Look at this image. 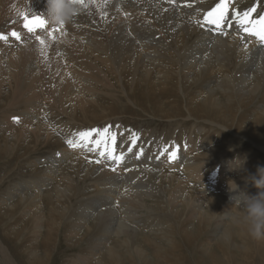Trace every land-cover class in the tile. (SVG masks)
I'll list each match as a JSON object with an SVG mask.
<instances>
[{"label":"bare ground","instance_id":"bare-ground-1","mask_svg":"<svg viewBox=\"0 0 264 264\" xmlns=\"http://www.w3.org/2000/svg\"><path fill=\"white\" fill-rule=\"evenodd\" d=\"M204 1L84 0L71 22L61 26L47 22V0H0V33L9 36L0 40V157L13 156L11 170L39 144H59L43 118L48 108L71 121L95 124L123 114L124 98L147 116L194 118L211 126L189 131L182 145L175 136L143 141L137 132L133 143L126 128L119 136L113 132L115 144L109 146L124 154L118 167L100 156L105 147L95 144L98 136L26 162L28 175L0 196L1 264H19L11 247L20 252L15 254L22 264H52L61 237L69 247L87 242V253L64 264H264V238H254L246 223L222 215L232 201L208 189L215 184L228 190L226 175L238 173L232 178L238 190L257 194L244 177L255 172L258 158L240 151L246 163L233 171L227 163L233 157L226 156L218 175L214 164L212 170L203 168V159L218 146L195 139L203 130L213 131V137L229 133L264 150L253 143L259 136L264 145V102L246 115L250 102L264 96V43L236 25L231 7L240 0H230L227 23L233 26L226 23L227 35L199 24L208 12ZM22 14L40 16L45 28L28 33ZM13 31L20 40L11 37ZM13 115H20L19 122L11 120ZM159 167L182 169L185 178ZM232 213L243 210L233 207Z\"/></svg>","mask_w":264,"mask_h":264},{"label":"rangeland","instance_id":"rangeland-1","mask_svg":"<svg viewBox=\"0 0 264 264\" xmlns=\"http://www.w3.org/2000/svg\"><path fill=\"white\" fill-rule=\"evenodd\" d=\"M204 3H206L207 5H209V7L207 8L208 11H210L212 8H214L216 6L217 3H219V0H205ZM252 7H255V8H258L257 11H255L254 13H252V18H258L259 15L263 14L264 12V0H240V1H237L235 3V6L234 7H231V10H237L239 12H244ZM243 11H241V10ZM231 20V19H229ZM194 91V92H193ZM191 91L192 94H195V91L196 90H193ZM191 94V95H192ZM23 96L20 97V99L22 98ZM162 98L160 97V100ZM121 101V104L120 106H123V110H122V113L123 114H119V115H115V116H111L110 118H107V119H104V120H101L100 121H97L94 123H83V122H80V121H77V120H72L69 118L67 119L68 117L63 114V113H60L58 111L55 112V110H49L46 109L47 113L45 112V115L43 116L46 124H47V127L54 133V135L57 137L58 141H59V144H51V145H41L39 144V146L30 153V156H29V151H27V155L21 160V164L23 166L22 168V172L20 171V168H14L11 170V167H12V164H13V161L11 158H13V156L10 154V153H3L2 156L0 157V179L3 178L2 180V184L0 183V196L1 194H3L7 188L13 184L15 181H19V180H22L24 179L22 176H26L28 175L29 171H30V168L28 165H26L25 163L26 162H29V161H32L33 159H36L38 156V158H46L48 157L49 155L53 154V153H56L58 152V150L60 151L61 148L63 149L64 147H69V145L67 146V143H66V140L71 138H75L76 137V133L78 131H87V130H90V129H93V128H97V129H102L104 127H108V126H111L110 128V132L115 135H118L121 134V132L123 131V129L126 128V130H129L130 131V142L133 141V133H141L142 135V140L145 141V140H148V139H152L154 138V135H155V138L157 137H161L162 140H172L176 137L177 141L182 145L184 142V138L190 133L189 131H194V133H196L197 131V128H200V127H211L210 124L204 122V120H195L194 118H182V117H178L175 119H163V118H159V117H152V116H147L144 112H142L140 109H137L136 106H133L131 105V103H128L124 98H122ZM127 104H126V102ZM162 102H164L162 100ZM264 102V96H263V93L259 94L258 96H256L254 98L253 101L250 102L249 104V109L248 111L246 112V115L249 114V116L251 117L252 116V111H254L256 109V107L260 104ZM123 103V105H122ZM125 105V106H124ZM133 106V107H132ZM141 111V112H140ZM58 113L60 114L58 116ZM55 114V115H54ZM134 115V116H133ZM2 116V113L0 111V117ZM14 116V115H13ZM11 116L9 118H11V120L13 122H17L14 117L16 116ZM20 115L17 116V118H19ZM3 117V116H2ZM8 117V116H7ZM59 117V118H58ZM129 117V118H128ZM134 117V118H133ZM118 120H116V119ZM136 118V120H134ZM179 119V120H178ZM181 119V120H180ZM185 119V120H184ZM187 119H190L187 121ZM192 119V120H191ZM7 120V119H6ZM48 120L50 122H48ZM115 120V121H114ZM173 120V121H172ZM5 121V120H4ZM171 121V122H170ZM176 123H175V122ZM196 124H194V122ZM200 121V122H199ZM65 122V123H64ZM67 122V124H66ZM78 122V123H77ZM100 122V123H99ZM125 122V123H124ZM181 122V124H180ZM71 123V124H70ZM97 123V124H96ZM172 125H171V124ZM66 124V125H65ZM75 124V125H74ZM79 124V125H78ZM81 124V125H80ZM83 124V125H82ZM85 124V125H84ZM136 124V125H135ZM177 124V125H176ZM205 124V125H204ZM65 125V126H64ZM69 125H70V128H69ZM139 125V126H138ZM181 125V126H180ZM195 125V126H194ZM18 126V124H17ZM50 126V127H49ZM61 126V127H60ZM180 126V127H178ZM186 126H188L186 128ZM57 127V128H56ZM63 127V128H62ZM185 127V128H184ZM67 128V129H66ZM121 128V129H120ZM53 129V130H52ZM67 131H66V130ZM143 129L144 132H143ZM149 129V130H148ZM152 132H151V131ZM155 130H156V134L155 133ZM176 130V131H175ZM181 130L183 132H181ZM56 131V132H54ZM151 133H150V132ZM68 132V133H66ZM187 132V133H186ZM210 132V133H209ZM207 134L205 133V131H200L198 132L197 134H195V139L196 141L199 140H203V143H208L209 146L211 145H214V146H218V153L215 152V154L211 157V156H208L206 159H203L204 163H203V168L205 170L207 169H211L212 168V165L214 164L217 168H218V175L219 174V171L221 170L220 167L222 165V163L224 162V158L229 157V156H232L233 158L234 157H237L240 155V151L244 152V153H247L249 154V152L251 151L252 154L256 155V157L258 158V165H261V166H264V150H261L259 148H256L254 145L250 144V142H248L247 140L245 139H240V138H234L232 137L229 133H225L227 135L223 136V137H213V135H215L213 133V131H209ZM160 133V134H159ZM205 133V134H204ZM139 134H136L137 136ZM144 134V135H143ZM147 134V135H146ZM186 135V136H185ZM199 135V136H197ZM207 135V136H206ZM94 136V139L97 138L96 134L93 133ZM151 136V137H150ZM175 136V137H174ZM179 136V138H178ZM203 136V137H202ZM205 136V137H204ZM212 136V137H211ZM150 137V138H149ZM172 137V138H171ZM211 137L212 141L209 139ZM226 137V138H225ZM232 137V138H231ZM164 138V139H163ZM215 140H214V139ZM225 138V139H224ZM206 140V141H205ZM230 140V141H229ZM64 141V142H63ZM61 143V145H60ZM64 143L66 145H64ZM216 143V144H215ZM253 143H256V145L258 144L259 146H263L262 144H259V143H262L260 141V137H256V140L255 142ZM229 145V146H228ZM61 148H60V147ZM64 146V147H63ZM58 147V149H57ZM228 148V149H227ZM248 148V149H247ZM203 149V147H201V150ZM240 149V150H239ZM50 150V151H49ZM55 150V151H53ZM57 150V151H56ZM200 150V151H201ZM206 150V148H205ZM230 152L228 153L227 151ZM233 150V151H232ZM237 150V151H235ZM199 151V152H200ZM204 151V150H202ZM201 151V152H202ZM222 151V152H221ZM20 151L19 150H16L15 151V154L19 153ZM233 152V153H232ZM190 157H193L195 155V152L190 150ZM78 154V153H77ZM229 154V155H228ZM80 155V154H78ZM84 155V153L82 154V156ZM117 155H119V152H117ZM42 156V157H41ZM223 159H222V158ZM241 157V156H240ZM210 158H213L211 160H209ZM221 158V160H220ZM86 159V158H85ZM87 160L88 161H91V158L89 160V157H87ZM194 160V159H193ZM198 161V159H195ZM215 160V161H214ZM196 162V161H195ZM219 162V163H217ZM221 162V163H220ZM216 163V164H215ZM24 164V165H23ZM257 165V166H258ZM42 168H45L47 165H46V162L42 163L41 164ZM40 166V167H41ZM45 166V167H44ZM145 167H150L152 168L153 165L150 166V164H144ZM256 166V168H257ZM154 167V166H153ZM254 167V166H253ZM207 168V169H206ZM158 169H163L164 172H170V173H177L178 175L180 173V176L181 178H185V173L182 169H174V168H165V167H159ZM167 169V170H166ZM169 169V170H168ZM213 169V168H212ZM211 169V170H212ZM173 170V172H172ZM249 170L251 171V168H249ZM10 172V173H9ZM241 172V171H239ZM9 173L10 177L9 178H5V176ZM27 173V174H25ZM255 174L256 173V170L255 172H252V174ZM222 175V174H221ZM238 175V176H236ZM213 176H216V175H213ZM239 177V174H235V175H231V174H227L226 175V181L229 180V179H232L234 177ZM21 178V179H20ZM194 182V186L197 188V189H203V185H201L199 182L197 181H193ZM203 182V181H202ZM82 184V185H81ZM197 184V185H196ZM205 186H206V183H203ZM215 185V184H213ZM212 184H210L209 190L210 192H213L214 194H217L219 196H221L224 200H228L229 199V194H228V190H224L222 187H226L225 186H220V188H217L215 189ZM253 185V184H252ZM213 187V188H212ZM212 188V189H211ZM80 189V190H79ZM83 189V182L82 181H79V187H78V190L79 192L82 191ZM223 189V190H222ZM87 190H89V188H87ZM217 190V191H216ZM222 190V191H221ZM216 191V192H215ZM219 192V193H218ZM254 193V192H252ZM223 195V196H222ZM226 195V196H225ZM256 195V194H255ZM225 197V198H224ZM0 200H2L0 198ZM0 208H1V205H0ZM144 211L140 212L139 214L141 215V213H143ZM1 213H4V211H1ZM144 218V217H142ZM8 231L5 232V234H7ZM248 234L249 233V230H248ZM3 232H2V229L0 228V238L3 239ZM206 241V240H205ZM93 240L90 241V243H92ZM207 242V241H206ZM61 243V244H60ZM81 243V244H80ZM80 243H78L79 245L76 246V247H69L66 245L63 237L60 238L59 240V243L58 245L56 246L57 250L54 249L53 253H52V264H64L66 263L67 260H69L70 258L72 257H76V255L78 253H87V248L85 247V244L87 245V242L84 240V241H81ZM60 244V245H59ZM84 244V245H82ZM82 246V247H81ZM11 247V245L9 246ZM59 247V248H58ZM12 250V252L14 253H17L18 251H16L13 247L10 248ZM103 251V249H102ZM40 254H43L41 250H39ZM14 253V256L16 258V261L17 263L19 264H22V260L21 258L16 255ZM20 254V252H18ZM21 255V254H20ZM24 256V255H23ZM69 257V258H67ZM24 258V257H23ZM74 259V258H73ZM261 259V258H260ZM54 260V261H53ZM3 263V259L1 258L0 256V264ZM26 264L27 261L25 262ZM72 264H75V261L72 260L71 261Z\"/></svg>","mask_w":264,"mask_h":264},{"label":"snow or ice","instance_id":"snow-or-ice-1","mask_svg":"<svg viewBox=\"0 0 264 264\" xmlns=\"http://www.w3.org/2000/svg\"><path fill=\"white\" fill-rule=\"evenodd\" d=\"M75 2L80 3L82 6H84V0H75ZM229 7L230 0H219V3H217L214 8H212L204 15L203 21H198V23L214 25L219 34L227 35V33L224 32L223 29L227 21L229 20ZM255 11V7H252L242 13L239 11H233L232 16L235 18L236 25L241 31L247 33L248 35L255 36L259 42L264 43V14H261L258 16V18L253 19L252 13H254ZM22 16L25 21L24 28L28 33H35L37 29L43 30L45 28L46 21L40 16H33L31 18H29L27 14H22ZM227 26L232 27L233 25L227 23ZM10 35L16 40L21 39V34L16 31L11 32ZM49 35H51V33H49ZM35 38L42 45L45 43L39 35H37ZM8 39V35L0 33V40L7 42ZM14 119L19 122V118L14 117ZM110 128L111 126L104 127L102 129L93 128L87 131H78L76 133V137L67 139L66 143L69 145V147L76 148L80 146L81 141H89L90 137H92L93 133H95L96 136L99 137V139L95 141V144L99 146L103 143L105 147V151H101L100 156H106L107 159L114 161L116 166L118 167L124 159V154H115V149L109 146V141H111L112 144H115V135L110 132ZM132 135L133 143H135V140L138 139V137L135 133H133ZM129 151H131V148H129ZM164 151L167 152L168 149L165 148ZM174 157L175 152H172L169 156V159H173ZM96 163H100V160H97ZM112 170L116 171V167H113Z\"/></svg>","mask_w":264,"mask_h":264},{"label":"clouds","instance_id":"clouds-1","mask_svg":"<svg viewBox=\"0 0 264 264\" xmlns=\"http://www.w3.org/2000/svg\"><path fill=\"white\" fill-rule=\"evenodd\" d=\"M82 5L75 0H47V11L45 18L47 22L55 25H66L81 10ZM247 157H234L228 161L230 170L242 169L246 163ZM246 183L253 184L259 192L256 195H248L239 191V186L232 179L227 181L228 190L236 193L229 197L232 201L230 211L222 214L233 223H246L250 235L254 238H264V166L258 165L255 174H249L244 177ZM242 208V215H233L232 208Z\"/></svg>","mask_w":264,"mask_h":264}]
</instances>
